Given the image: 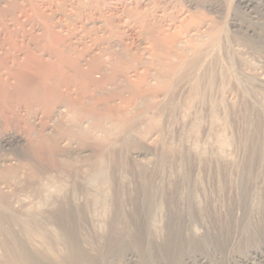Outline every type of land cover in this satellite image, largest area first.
Listing matches in <instances>:
<instances>
[{"label": "rangeland", "instance_id": "rangeland-1", "mask_svg": "<svg viewBox=\"0 0 264 264\" xmlns=\"http://www.w3.org/2000/svg\"><path fill=\"white\" fill-rule=\"evenodd\" d=\"M223 1L32 0L33 4L38 5L35 14L41 16V20L50 23L53 30H56L57 33L61 34L63 37V44H65L62 46V48L68 52L67 54H71L70 57L74 56L73 58L75 59H84L82 61L83 67H86L85 69L82 67L84 70L89 67L87 66L88 64H92V61L93 63H96V69L100 70L97 71L95 69L96 71L94 70L92 72V76L94 75L93 78L91 76L92 79L100 81V79L103 80L102 76L105 78L113 74V84H108V82H106L103 84V88L101 87L97 90L92 85V81L90 79H87V81L84 83L87 92L85 100H90L92 103V101H94L92 100L93 97L97 96L99 99L101 98L100 96L106 97L105 101L103 98H101L100 100L94 102L95 108L97 107L96 111L97 113H101L104 109H106L105 107L107 104V107L111 112V116L113 117H101L98 128L97 126L91 124V122L94 121H92V119H88L91 121L88 122L89 124L86 123L88 121L86 118L79 119V124L84 123L83 125H86V127L91 125L90 127L92 128H90V135L88 134V137H80V135L71 137L69 134H66V132H61L60 129H57V126L59 127L62 123V125L65 126L69 119V122L66 124V127H69L73 125L75 117L69 116L67 119L58 118L60 116L55 117V115H52V113L49 111L50 107L47 105V103L33 102L32 100H30L28 103V100H25L23 97L20 98L14 95L10 96L11 99L9 98V101L7 100L8 102L0 103V192L2 195H4L6 198H9L8 200L11 201L12 205H14L13 208L15 209H20L23 204L34 209V206L37 205L38 202L43 198L46 199L47 197L53 199L58 196L56 195L58 193L55 189L57 184L62 182L66 187L65 192H69L72 184L76 182L75 184L78 185V188L75 194L79 198H82L90 193V189H88V186L85 185L84 180L90 175L89 172H91V163L98 159V157L103 156L104 162L106 163L105 166L107 170V176L110 174L111 178L109 184H106L107 186L104 184L101 187L103 191L107 190L111 193H115L118 191V188H121L124 191L127 189L125 193H129V191L133 193L139 187L137 184H140V176H144L149 179L148 183L150 185L153 184L154 187L159 185L161 190L166 192L167 195L174 194L171 195L172 198L170 200L176 202L175 205L178 204L176 207H178V209L180 207V212L182 209H189L190 211V216L186 215L185 211H183V214L181 213L180 217L181 220L178 218L179 221H173V219L169 221V219H171L169 213H171L170 211L173 210L174 207H170L169 205L162 206L165 210L161 208L157 213L156 220L153 224V231L150 233L151 235L147 239L149 240L147 241L148 245L151 246V250L147 252L148 255H145L146 253L144 254L140 249H135L138 251L130 249L131 240H129L127 237L120 245H118L116 241L107 243V241H105V236L106 233H108L106 231H109L107 222L110 221V216H102L101 214L93 215L91 221L88 224L89 226L87 225L86 227V230L84 227L79 232V236L83 240L81 241L83 243L82 245H85L84 249L88 251L90 255L94 254L95 256L92 261H86L88 264H98V262L99 264H147V262L148 264H181L183 261H186V257L188 255H192V253H198L205 257L209 256L210 258L214 257V259L221 264H234L233 257L235 255L234 253L237 252V248L239 249L242 247L240 250L247 251L249 247L255 245L263 249L264 240L262 238H264V232L260 235L261 232H258L259 229H255V239L250 242L252 244L245 246L242 245L243 235H241L239 231L241 230L240 228L242 224H244L241 220V216L244 217V214H246L245 212L248 204H250L251 208L256 211L249 214L251 215V219L250 216H248L247 221L250 222L251 225L253 224V227L256 224V221H259L257 222V225L263 224V218L260 216L262 212H257V208L255 209V206L257 205L256 200H260V202H262V206L264 207V195L261 197V199H253L255 196H250L251 192L247 191V193L243 194L244 191L239 184L241 182L242 175L247 173L246 171L248 167L247 165H244L248 157V151L246 149L248 147L247 145L250 143V140H253L254 138L253 134L255 133L256 124L258 123L255 115L256 112H254V110L258 111L259 109L261 110L260 112L264 110V88H260L257 81L255 79H251L255 78V76L260 73L264 75V40L254 37L252 39H248L249 41L247 42L243 41V39L239 40L237 37H233L234 32L231 31L232 28L231 24L229 23L230 20L234 18L238 19L240 22H244L250 19L244 8L235 6L234 0ZM17 2H19L16 3L18 7H14L15 9H13L11 13L6 12L4 14V17L7 18L5 22L7 27L6 25L4 27L0 26V54L2 56H11L16 52V50L7 48V46L5 47L7 49L2 48L3 43L4 45L11 41H16L17 43H20L21 41L22 43H26L41 37L40 34H42L40 26L35 23L36 20L29 16V13L31 12L30 9L25 10L27 8L25 5L26 2H24V0H17ZM222 2L224 4H222ZM10 3L11 2L8 4ZM216 3L218 6L220 5L219 8L222 9L210 10V8H208L212 6V4ZM13 4L14 2L9 6L12 7ZM23 6L25 7L23 8ZM10 16H13V19ZM204 20L211 21L212 23L218 24L221 28H223L220 36L221 39L218 43L219 47L218 45L214 47V50L212 51L213 55L211 54V56L208 57L211 60V65L213 66H210L211 68H206V65H208L210 61L207 58V60H203L205 62L202 61L203 63H200V67H195L194 70L186 66V69L185 67H181L183 68L181 70L185 71L183 72L180 70V75L177 73L178 78L176 77L177 75L172 76L173 79H170L171 88H169L167 93L162 92L163 89L159 88L158 81L160 76H164L162 73L166 74V72L163 70V66L167 62H174V60H171L170 58L173 57V59H175L174 52H178L175 49L174 51L172 50L174 47L173 42L175 41L174 35H178H176L175 38L181 35L180 37L182 38L186 36L187 39L193 40L194 35L199 33V30L201 29L199 22L204 23ZM260 22L263 23L262 28L264 29V17L258 19L257 22L255 21V24L260 26ZM198 27H200V29ZM223 35L225 36L223 37ZM253 39L256 40V42L252 41ZM153 42L156 43V47L155 43L153 44ZM170 48L174 55L171 53V51H169ZM7 51L8 53H6ZM10 51H12V54ZM163 56L165 57L163 58ZM19 57L20 60L17 58L16 63H21L24 61L23 55H19ZM119 57L123 59L120 60ZM168 57L169 60L166 59ZM9 60L10 59H8V61ZM118 60L121 62L117 63ZM238 62L240 67H238ZM16 63L14 64L11 62L10 64L16 66ZM101 63L104 66L100 65ZM116 63L120 67H117L118 65L116 66ZM98 65L100 66L98 67ZM108 65H111L112 67L109 66L110 68H108ZM218 65L219 69L217 68ZM101 66H107L106 68L108 70L106 68H102V70ZM114 66L116 67L115 69L118 68V70H114ZM215 66V70L219 74L217 72H213V67ZM188 68L189 70H187ZM131 69L132 71H130ZM206 69L207 73L205 72ZM211 69L213 71H211ZM64 72L63 75L65 77L70 76L71 78L72 72L70 69L65 68ZM202 72H204V74ZM240 72L244 73L242 74ZM257 72L258 74H255ZM63 75L60 74V78H62ZM205 75L206 77H204ZM199 76L204 77H201V80L199 79L200 82L197 81ZM213 76L215 79L217 78L214 81H212V79H214ZM241 76L243 79L246 77L244 80L247 82V85H245V82H243L244 80L241 78ZM123 77H125L129 83L124 84L122 82ZM209 77H211V80ZM240 78L242 80H240ZM13 80L14 79L11 78L7 81L9 85H11L9 88L13 87ZM141 80L148 85L150 83V87L153 88V94L150 96V100L143 97L144 94L142 91H146L145 89L143 90L140 87L137 90H141L137 91L131 87L132 85L138 86L137 83H139ZM211 81L212 83H208ZM76 82V84L73 81L61 83L62 85L59 84V89L62 91L59 92L62 94L65 93V95H69L71 98H73V95H80L82 87H80L79 81ZM205 82L208 83H206L207 88L206 84H204ZM106 86H109V88H106L107 91L105 89ZM249 87H255V96L252 93L246 94L247 92H245V90L249 89ZM258 89L259 91H257ZM108 91L111 92V95H113L112 93L114 91V96L110 97V93ZM155 97L156 100H154ZM148 119L154 120V123L147 125ZM64 120L65 123L63 122ZM115 120H121L120 124L122 125H120L117 131L107 133V131L112 128L114 123L113 121ZM44 134L46 137H44ZM49 134L52 139L49 138ZM40 135L42 136L41 139L39 137ZM3 136H16V138L10 144H6L4 141H2L4 138ZM49 141L50 143L52 142V144L54 143L53 148L55 150L52 149ZM41 142L44 143L41 144ZM36 143L39 146L41 144V148ZM49 151H53L52 157H50ZM100 151L101 153H98ZM263 162L264 159L262 161V164L264 165ZM251 163L253 164L254 161H251ZM61 165H65V168L58 170L61 168ZM69 166L71 167L69 168ZM88 166L90 170L88 169ZM236 171L241 173H237ZM48 176L50 178H48ZM237 177L239 179H237ZM44 178H47V180ZM136 178H138V180ZM217 178L220 184L217 183ZM250 178L251 176L249 175V179ZM252 178L253 180H256V177L254 178L253 176ZM62 179L65 181H62ZM42 180L44 181L41 182ZM258 181L259 179L257 178L255 181L257 182V187H255L254 190L255 192L260 193V191L264 189V184H261ZM67 183L71 185H68ZM218 187H220L223 191ZM227 188L230 189L228 190ZM259 188L260 191H256V189L259 190ZM114 189H116V191ZM239 189H241L243 192L238 191ZM218 190H220V192ZM231 190L233 192H231ZM170 191L171 193H169ZM227 195L229 196L227 197ZM244 196H246V202H248L247 204L246 202L242 203ZM38 198H40V200ZM163 199L166 200V198L156 197L154 198V202L159 204L163 201ZM249 199L255 200V203H250ZM30 202L31 204L35 203L34 206L33 204L31 205ZM225 206H228L227 210ZM234 206L236 210L234 209ZM164 214H167L166 218L164 217ZM230 216H234L232 217V220ZM162 217L163 219H161ZM98 223L101 224L99 225L100 227L97 225ZM169 224L170 226L172 225V228L168 227ZM176 224H180L179 227H177L178 225ZM46 225L48 234L46 235L45 239L38 237L37 234L32 233L26 234L25 237L27 238L28 243L31 244L34 249L37 248L40 250H45L48 248L49 250H45L47 257L56 258L55 256H58L59 254V252H57L58 249L53 246V239L55 238L56 234L51 224L48 223ZM186 226L187 229L184 228ZM230 226L232 229H230ZM15 228L17 229L18 227ZM94 228L95 230H93ZM177 228H181L183 234H185V241L182 242V247L180 250L177 248L178 245L175 249L169 250L171 242L169 241L170 244H166L163 239L166 237L167 233H174ZM223 232L225 234H223ZM92 235L96 236L93 237ZM90 237L91 241L89 242L88 239H90ZM151 237H154V240H152ZM156 238L157 240H155ZM192 238L197 240L194 241ZM1 239L2 238H0V242ZM145 241L146 240H144L143 243H145ZM154 244H157V246H153ZM105 245L107 248H105ZM100 248L103 250V252ZM1 253L2 249L0 244V257L2 255ZM126 253L134 254V256H132L133 262H127V257H129V254ZM98 254L100 255L97 256ZM101 256L103 259H101ZM86 262L82 263L87 264ZM82 263L71 260L67 264ZM195 264H197V262H195Z\"/></svg>", "mask_w": 264, "mask_h": 264}, {"label": "bare ground", "instance_id": "bare-ground-1", "mask_svg": "<svg viewBox=\"0 0 264 264\" xmlns=\"http://www.w3.org/2000/svg\"><path fill=\"white\" fill-rule=\"evenodd\" d=\"M21 1V0H19ZM202 1V0H201ZM221 1V0H219ZM223 1V0H222ZM9 2L13 3V6L10 7L8 4ZM24 2H26V6L27 8L25 10H29L30 9V15L31 17H33L34 20H36V24L38 26H40V29L42 30V34L41 37H38L36 39H33L32 41L26 42V43H22L20 41V43H17L16 41H11L8 42V44L2 45V48H5L7 46V48H12L14 50H16L15 54H12L11 52V56L5 55L2 56L0 54V103H5L8 102L10 96H18L20 98H24L25 100H28V103L30 100H32L33 102H41V103H47V105L50 107L49 111L52 113V115L56 116H60L58 118H62V119H67L69 116H73L75 117L74 123L73 125L66 127V124L64 125L61 124L59 127L57 126V129H60L61 132H66V134H69V136L74 137V136H79L80 137H88V134L90 135V127L88 124L89 121L88 119H92L93 122H91V124H93L94 126H97V128L100 125V119L103 116H111V112L109 111L107 104H106V109H104L101 113H97V107L95 108V101L100 100L101 98L106 99V97L100 96L101 98L99 99V97H93L92 103L90 100H85L86 98V88L84 83L87 81V79H90L92 82V85L95 87V89L97 90L98 88H103V84L108 82V84H113L114 81V76L111 72L112 75H109L107 77L104 78V76H102L103 80L100 79V81L92 79V72L97 68L96 63H93L91 65H87L89 66L86 70H84L85 68L82 65V61L84 59H75L73 57H70L69 54H67L68 52L62 48L63 45V37L61 36L60 33H57L56 30H53L52 26L50 25V23H47L43 20H41V16L35 14L36 10H37V6L36 4H33L32 0H24ZM40 2V1H39ZM212 2V1H211ZM210 2V3H211ZM224 2V1H223ZM222 2V4H224ZM16 3L17 0H0V26L4 27L7 24L5 23L7 18L4 17V14L6 12H10L13 11V9H15L14 7L17 6ZM221 3V2H220ZM219 3V4H220ZM226 3V2H225ZM235 6L236 7H242L245 9V11L247 12L246 14L249 16L248 21H239L238 19H234L232 18V20H230V24H231V28H232V32H234L233 37H237L239 40L243 39V41H249L248 39H252L254 37H257L258 39H263L264 40V29L263 27V23H261L260 26H257L255 24V21L257 22L258 19H260L261 17H264V0H234ZM224 6V5H223ZM18 7V6H17ZM25 6H23L24 8ZM220 5L218 6L217 3L216 4H212V6L208 7L210 8V10H217V9H222L219 8ZM230 8V7H229ZM239 8V9H240ZM238 9V8H237ZM19 10V9H18ZM22 10V8H21ZM20 10V11H21ZM236 10V9H235ZM19 11V13H20ZM244 11V12H245ZM14 13V12H13ZM242 13V12H241ZM21 14V13H20ZM222 14V13H221ZM7 16V15H6ZM9 16V15H8ZM13 19V16H10ZM23 17V16H22ZM163 17V15H162ZM9 18V17H8ZM15 19V17H14ZM162 19V18H161ZM166 19V18H165ZM31 20V19H29ZM33 20V21H34ZM14 21V20H13ZM24 21V20H23ZM205 21V20H204ZM203 21V22H204ZM201 25V29L200 27H198L199 33L195 34L194 31V38L193 40H189L187 39V37L185 36L184 38L182 37H177L175 38L174 35V39L175 41L173 42L174 47H173V51L174 49L178 52H174L175 56L173 59L170 58L171 60H174V62H167L169 64H165L163 67V70L166 72V74L162 73V75L164 76H160V79L158 81L159 83V88L163 89L162 92L167 93L170 87V81L173 79L172 76H176L178 78V74L180 72L181 67H190L193 70L195 69V67H200V63L203 60H207L208 57L211 56L212 51L214 50V47H216L218 45V43L220 42V36L222 33L223 28L220 27V25L212 23L211 21H205L204 23L199 22ZM202 23V24H201ZM32 24V23H31ZM36 25V26H37ZM203 25V26H202ZM199 26V25H198ZM58 27V26H57ZM35 28V27H34ZM59 28V27H58ZM61 28V27H60ZM194 28V27H192ZM6 29V28H5ZM39 29V28H38ZM191 29V28H189ZM197 29V27H196ZM195 29V30H196ZM198 30V29H197ZM196 30V31H197ZM188 31V30H187ZM192 31V30H191ZM61 32V31H60ZM198 32V31H197ZM225 32V31H224ZM40 33V32H39ZM38 33V34H39ZM183 33V32H182ZM193 33V31H192ZM180 34V33H179ZM188 34V33H187ZM198 34V35H197ZM65 35V34H64ZM186 35V34H185ZM190 35V33H189ZM228 35V34H227ZM151 36V35H149ZM160 36V35H159ZM178 36V35H177ZM191 36V35H190ZM225 35H223L224 37ZM152 37V36H151ZM156 37V36H154ZM222 37V38H223ZM68 38V37H67ZM192 38V36H191ZM65 39V38H64ZM69 39V38H68ZM161 40V39H160ZM173 40V38H172ZM237 40V39H236ZM255 41L256 40H252ZM260 41V40H259ZM5 42V41H4ZM147 42V40H146ZM162 42V41H161ZM164 42V41H163ZM231 42V41H230ZM263 42V41H262ZM155 42H153L154 44ZM171 43V42H170ZM169 43V44H170ZM152 44V42H151ZM171 44V45H173ZM165 45V44H163ZM162 46V45H161ZM155 47H156V43H155ZM165 47V46H164ZM163 47V48H164ZM167 47V44H166ZM170 47V46H169ZM219 47V45H218ZM1 48V47H0ZM5 48V49H7ZM159 48V47H158ZM162 48V47H161ZM3 49V50H5ZM68 49V47H67ZM155 49V48H154ZM216 49V48H215ZM159 50V49H157ZM162 50V49H161ZM171 50V48L169 49V51H171V53L173 54V51ZM235 50V49H234ZM2 51V50H1ZM38 51V52H37ZM168 51V50H167ZM168 51V52H169ZM211 51V53H210ZM148 52V51H147ZM165 52V51H164ZM238 52V51H237ZM8 53V51L6 52ZM214 53V52H213ZM147 54V53H146ZM173 54V55H174ZM19 55H23L24 57V61L21 63H16L17 58L18 60H20ZM159 55V54H158ZM167 55V54H166ZM213 55V54H212ZM240 55V53H239ZM216 56V55H215ZM165 56H163L164 58ZM170 57V56H169ZM169 57L166 58L167 60H169ZM214 57V56H213ZM217 57V56H216ZM239 57V56H238ZM10 59L8 61V59ZM89 58V57H88ZM120 60L121 57H119ZM86 59V58H85ZM209 59V58H208ZM217 59V58H216ZM87 60V59H86ZM166 60V61H167ZM210 60V59H209ZM234 60V59H233ZM242 60V59H241ZM22 61V60H21ZM90 61V60H88ZM95 61V60H94ZM102 61V60H101ZM107 61V60H105ZM117 61V59H116ZM164 61V60H163ZM213 61V59H212ZM218 61V60H217ZM240 61V60H239ZM11 62H13L14 64L16 63V66L10 64ZM104 62V61H102ZM108 62V61H107ZM121 62V61H120ZM119 60L117 63H120ZM165 62V61H164ZM205 62V61H203ZM202 62V63H203ZM207 62V61H206ZM91 63V62H90ZM105 63V62H104ZM115 63V62H114ZM116 63V66L118 65ZM139 63V62H138ZM214 63V62H213ZM84 64V63H83ZM106 64V63H105ZM112 64V63H110ZM122 64V63H121ZM161 64V63H159ZM205 64V63H204ZM211 60L209 61V64L206 65V68H211L213 65H211ZM243 64V63H242ZM100 65H103L102 63ZM98 65V67L100 66ZM115 65V64H114ZM141 65V64H140ZM203 65V64H202ZM239 65V62H238ZM237 65V66H238ZM14 66V67H13ZM104 66V65H103ZM108 65V68H110ZM122 66V65H121ZM154 66V65H153ZM161 66V65H160ZM211 66V67H210ZM243 66V65H242ZM84 69H83V68ZM107 67V66H106ZM106 67H102V68H106ZM112 67V66H111ZM117 67H120L119 65ZM136 67V66H135ZM185 67V69H186ZM194 67V68H193ZM204 67V69H205ZM240 67V65L238 66ZM244 67V66H243ZM65 68L70 69V71L72 72L71 78L70 76H64L63 72L65 71ZM116 67L114 66V70H118L115 69ZM156 68V67H155ZM214 71L211 69V71L213 72H217L215 70L216 66L213 67ZM219 69V65L217 67ZM242 68V67H241ZM107 69V68H106ZM113 69V68H112ZM159 69V68H158ZM157 69V70H158ZM239 69V68H238ZM243 69V68H242ZM97 70V69H96ZM95 70V71H96ZM100 70V69H98ZM97 70V71H98ZM103 70V69H102ZM105 70V69H104ZM108 70V69H107ZM189 70V68L187 69ZM241 70V69H240ZM112 71V70H111ZM128 71V70H127ZM132 71V69L130 70ZM135 71V70H133ZM159 71V70H158ZM183 71V70H181ZM185 71V70H184ZM183 71V72H184ZM204 71V70H203ZM210 71V70H209ZM219 71V70H218ZM102 72V71H101ZM182 72V74H183ZM207 73V69L205 71ZM212 72V73H213ZM264 72V71H263ZM65 73V72H64ZM95 73V72H94ZM93 73V74H94ZM117 73V72H116ZM136 73V72H135ZM178 73V74H177ZM181 73V72H180ZM204 74V72H202ZM214 73V76H215ZM218 73V72H217ZM224 73V72H223ZM242 73V72H240ZM244 73V72H243ZM242 73V74H243ZM248 73V72H247ZM60 74L63 75L62 78H60ZM67 74V73H66ZM65 74V75H66ZM128 74V73H127ZM158 74V73H157ZM210 74V73H209ZM219 74V73H218ZM221 74V73H220ZM250 74V73H249ZM255 74H258L255 73ZM118 75V74H117ZM116 75V76H117ZM124 75V74H123ZM180 75V74H179ZM207 75V74H206ZM206 75L204 77H206ZM212 75V74H211ZM217 75V74H216ZM224 75V74H223ZM245 75V74H244ZM248 75V74H247ZM5 76V77H4ZM7 76V77H6ZM34 76V77H33ZM92 76V78H91ZM101 76V75H100ZM127 76V75H126ZM159 76V75H158ZM209 76V75H208ZM207 76V78H208ZM213 76V77H214ZM14 79L13 82V87L9 88V83L7 82L9 79ZM203 77V76H201ZM199 76L198 80L201 78ZM203 77V78H204ZM212 77V76H211ZM211 77H209V79L211 80ZM218 77V76H216ZM227 77V76H226ZM229 77V76H228ZM9 78V79H8ZM172 78V79H171ZM175 78V77H174ZM193 78V77H192ZM202 78V79H203ZM219 78V77H218ZM241 78L243 79V77L241 76ZM240 78V80H242ZM246 78V77H245ZM244 78V79H245ZM251 78V77H249ZM122 82L124 84H127L129 82H127V79H125V77L122 78ZM153 79V78H152ZM171 79V80H170ZM217 79V78H216ZM215 77L214 79H212V81L216 80ZM222 79V78H221ZM224 79V77H223ZM243 79V80H244ZM251 79H255L258 83V85L260 86V88L262 87V89L264 88V75L263 74H258L257 76H255V78H251ZM119 80V79H118ZM117 80V82H118ZM121 80V79H120ZM155 80V79H154ZM157 80V79H156ZM175 80V79H174ZM201 80V79H200ZM228 80V79H227ZM75 82V84L77 83L76 81H79L80 87H82V90L80 91V95H73V98H71L69 95H65L60 93L62 91H60L59 89V84L62 85L61 83H68V82ZM142 81V80H141ZM139 82L137 83V85H132L130 83V86L133 87L132 89H139L141 87V89H145L146 91H142V93L144 94L143 97H145L146 99L148 98V100H150V96H152L153 94V88L150 87V83L149 85L145 82ZM176 81V80H175ZM184 81V80H182ZM196 81V82H197ZM208 82V83H212ZM247 81V80H246ZM10 82V81H9ZM137 82V81H136ZM187 82V81H186ZM195 82V83H196ZM200 82V81H199ZM198 82V83H199ZM245 82V80L243 81ZM89 83V82H88ZM116 83V82H115ZM207 82H205L204 84H206ZM207 83V84H208ZM214 83V82H213ZM247 82H245V85ZM249 83V82H248ZM255 83V81H254ZM154 84V83H153ZM207 84H206V88H207ZM250 84V83H249ZM68 85V84H67ZM70 85V84H69ZM73 85V84H72ZM115 85V84H114ZM156 85V84H154ZM174 85V84H173ZM211 85V84H210ZM209 85V86H210ZM213 85V84H212ZM66 86V85H65ZM75 86V85H74ZM118 86V85H117ZM193 86V85H192ZM255 86V85H254ZM68 87V86H67ZM91 87V86H90ZM111 87V86H110ZM116 87V86H115ZM121 87V86H120ZM191 87V86H190ZM247 87V86H246ZM109 88V86L105 87ZM119 88V87H118ZM196 88V86H195ZM212 88V86H211ZM70 89V88H69ZM73 89V88H72ZM92 89V88H91ZM94 89V88H93ZM114 89V88H113ZM123 89V88H122ZM140 89V90H141ZM192 89V88H191ZM194 89V87H193ZM89 90V89H87ZM118 90V89H117ZM137 90V91H140ZM157 90V89H156ZM195 90V89H194ZM60 91V92H59ZM107 91V89H106ZM105 91V92H106ZM126 91V90H125ZM131 91V90H130ZM193 91V90H192ZM255 87H249V89H246L245 92L248 93H252L255 96ZM259 91V89L257 90ZM104 92V91H103ZM102 92V93H103ZM109 92V91H108ZM112 92V90H111ZM110 93V97L114 96V91H113V95H111ZM118 92V91H117ZM116 92V93H117ZM129 92V91H128ZM261 92V90H260ZM107 93V92H106ZM104 93V94H106ZM141 93V92H140ZM157 93V92H156ZM263 93V92H262ZM72 94V93H71ZM77 94V93H76ZM92 94V93H91ZM101 94V93H100ZM257 94V93H256ZM259 94V93H258ZM129 95V94H128ZM137 95V94H136ZM190 95V94H189ZM99 96V95H98ZM125 96V95H124ZM131 96V95H130ZM138 96V95H137ZM196 96V95H194ZM259 96V95H258ZM261 96V95H260ZM89 98V97H88ZM127 98V97H126ZM129 98V97H128ZM257 98V97H256ZM259 98V97H258ZM11 99V98H10ZM23 99V100H24ZM123 99V98H122ZM8 100V101H7ZM18 100V99H17ZM154 100H156V97L154 98ZM249 100V99H248ZM22 101V100H21ZM119 101V100H118ZM123 101V100H122ZM23 102V101H22ZM102 102V101H101ZM260 102V101H259ZM262 102V101H261ZM123 103V102H122ZM157 103V102H156ZM264 103V102H263ZM26 104V103H25ZM39 104V103H38ZM37 104V105H38ZM30 105V104H28ZM41 105V104H40ZM156 106V105H153ZM28 107V106H27ZM151 107V106H150ZM161 107V106H160ZM255 107V106H254ZM31 108V106H30ZM34 108V107H33ZM32 108V109H33ZM37 108V106H36ZM114 108V107H112ZM27 109V108H26ZM120 109V108H119ZM124 109V108H123ZM122 109V110H123ZM257 110V109H256ZM32 111V110H31ZM46 111V110H45ZM126 111V109H125ZM128 111V110H127ZM156 111V110H155ZM261 110L258 109V111L256 112V120H257V124H256V129H255V133L253 134V140H250V143L245 146L247 147V151H248V157L245 161V166L247 165L248 169H247V173L243 174L241 177V182H240V186L242 188V190L244 191L243 194L247 193V191L251 192L250 196H255V198L253 197V199H261V197L264 195V189L262 191L256 189V191H260L259 192H255V187H257V182H255L257 180V178L259 179L258 182H260L261 184H264V165L262 164V161L264 159V110H262V112H260ZM110 112V113H109ZM114 112V111H113ZM258 112V113H257ZM127 113V112H125ZM132 113V112H131ZM31 114V113H30ZM120 114V113H118ZM123 114V113H122ZM51 115V114H50ZM121 115V114H120ZM41 116V115H40ZM54 117V119H55ZM106 117V118H107ZM113 117V116H111ZM133 117V115H132ZM87 119L88 121L86 123H88V127H86V125L84 126L83 124H79V119ZM110 118V117H109ZM142 118V117H141ZM57 119V118H56ZM118 119V118H117ZM250 119V118H249ZM107 120V119H105ZM104 120V121H105ZM114 120V119H113ZM62 121V120H61ZM112 121V120H111ZM121 120H115L113 121V125L112 128L109 129L107 131V133H111L113 131H117V129L120 127V122ZM249 121V120H248ZM247 121V122H248ZM57 122V121H56ZM65 123V120L63 121ZM73 122V121H72ZM85 122V121H84ZM58 123V122H57ZM82 123V121H81ZM85 123V124H86ZM154 123V120H149L147 121V125H151ZM253 123V122H252ZM58 124V125H59ZM83 125V126H81ZM92 125V126H93ZM125 125V124H124ZM55 126V125H54ZM103 126V124H102ZM101 128V127H100ZM103 128V127H102ZM96 129V128H95ZM108 129V128H107ZM38 130V129H37ZM104 131V130H103ZM102 131V132H103ZM41 132V131H40ZM44 133V132H43ZM35 134V133H34ZM58 134V133H57ZM39 135V134H38ZM61 135V134H60ZM64 135V134H63ZM50 136V134H49ZM4 137V136H3ZM40 139L42 138V136H39ZM44 137L45 134H44ZM16 138V136H6L3 138L2 141H4L6 144H10L11 142H13V140ZM38 138V137H37ZM49 138L52 139V137L50 136ZM39 139V141H40ZM71 139V138H70ZM250 139V138H248ZM49 140V139H48ZM68 140V139H67ZM38 141V142H39ZM44 141V140H41ZM47 141V140H46ZM75 141V140H74ZM249 141V140H248ZM48 142V141H47ZM54 142V141H53ZM34 143V142H33ZM44 142H41V144ZM46 143V142H45ZM50 143V141H49ZM37 144V143H36ZM40 144V143H39ZM41 144H40V148H41ZM52 149H54L52 142L50 143ZM32 145V144H31ZM58 146V145H57ZM46 147V146H45ZM55 150V149H54ZM33 151V150H32ZM47 151V150H46ZM58 151V150H57ZM246 151V152H247ZM45 152V151H44ZM53 152V151H52ZM49 151L50 153V157H52L53 153ZM98 153H101L98 152ZM40 154V151H39ZM69 154V153H68ZM62 155V153H61ZM60 155V156H61ZM64 155V154H63ZM83 155V154H82ZM247 156V155H246ZM62 159V158H61ZM63 160V159H62ZM57 161V160H56ZM64 161V160H63ZM228 161V160H227ZM251 161L254 163L252 164ZM54 162V160H53ZM60 162V161H59ZM65 162V161H64ZM58 163V162H57ZM63 163V162H62ZM81 163V162H80ZM264 163V162H263ZM105 162L103 159V156L98 157V159H96L93 163H91V172L90 175L85 178L84 183L85 185L88 186V189H90V193H88L87 195H85L82 198H79L75 193L76 190L78 188V185L73 183L72 187L70 189L69 192H65L66 187L65 185H63V183H59V184H55L56 185V191L58 195L55 198L51 199V198H47L46 199H42L44 201H39L37 205L34 206V209H32V207L29 208L28 205L23 204L20 209H15L13 208L14 205H12L11 201H9L8 197L6 198L4 195H2V193L0 192V238L1 239V249H2V255L0 257V264H67L68 262H70L71 260H74L76 262H86V261H92V259L95 258L94 254L90 255L88 253V251H86L84 249V246L82 245L83 243L81 241L82 238H80L79 236V232L81 231L82 228L86 227L89 224V222L91 221V218L93 215H97V214H101L102 216L107 215V217L110 216V221L107 222L109 227V231H106L108 233H106L105 236V241L111 242V241H116L118 243V245L123 243V240L127 237L129 240H131V248L130 249H140L141 251H143V253L145 255H148L147 252H149V250H151V246L148 245L149 240L148 237L151 235L150 233L153 231V224L156 220V215L159 212V210L162 208L164 209V207H162L163 205H169L170 207H174L173 210H171L169 213L170 214V218L169 221H171L173 219V221L178 220V218L181 217V213L183 211H185V214L190 216V211L189 209H185L180 212V207L178 209V204H176V202H173V200H170L172 198L171 195L174 194H166V192L162 191L160 186H156L154 187V185H150L149 179L144 177V176H140V184H137L139 187L135 190V192H130L129 193H125L126 190L124 191L121 188H118V191H116V189H114L116 192L115 193H111L107 190H102L101 187L105 184H109L110 182V174L107 176V170H106V166H105ZM55 165V163H54ZM60 165V164H58ZM66 165V164H65ZM64 165V166H65ZM243 165V164H241ZM254 165V166H253ZM63 165H61V169H64ZM68 166V165H67ZM66 166V167H67ZM76 166V165H74ZM71 166H69L70 168ZM85 167V166H84ZM57 168V167H56ZM74 168V167H73ZM78 168V167H77ZM68 169V168H67ZM80 169V168H79ZM89 169V166H88ZM245 169V168H244ZM66 170V169H65ZM82 170V169H81ZM90 170V169H89ZM240 170V169H239ZM75 171H76V167H75ZM78 171V170H77ZM88 171V170H87ZM241 171V170H240ZM55 172V171H54ZM74 172V170H73ZM237 173L239 171H236ZM244 172V171H243ZM59 173V172H58ZM227 173V172H225ZM231 173V172H230ZM241 173V172H239ZM235 174V173H234ZM58 175V174H57ZM77 175V174H76ZM83 175V174H82ZM85 175V174H84ZM218 175V174H217ZM216 175V176H217ZM225 175V174H224ZM241 175V174H240ZM249 175L251 176V178L249 179ZM59 176V175H58ZM63 176V173H62ZM80 176V174H79ZM87 176V175H86ZM85 176V177H86ZM238 176V175H237ZM256 177V180H253V177ZM7 177V176H6ZM14 177V176H13ZM18 177V176H17ZM84 177V176H83ZM119 177V176H118ZM234 177V176H233ZM9 178V177H8ZM16 178V177H15ZM48 178H50L48 176ZM81 178V177H80ZM225 178V177H223ZM13 179V178H12ZM19 179V178H18ZM47 180V178H44ZM61 179V178H60ZM69 179V178H68ZM138 180V178H136ZM148 179V180H147ZM176 179V178H175ZM229 179V178H228ZM237 179H239L237 177ZM53 180V179H51ZM64 179H62L63 181ZM115 180V179H114ZM122 180V179H120ZM230 180V179H229ZM228 180V182H229ZM234 180V178H233ZM236 180V179H235ZM9 181V180H8ZM12 181V180H11ZM44 180H42L41 182H43ZM56 181V180H55ZM65 181V180H64ZM74 181V180H73ZM175 181V180H174ZM222 181V180H221ZM220 181V182H221ZM240 181V180H239ZM47 182V181H46ZM54 182V181H52ZM57 182V181H56ZM69 182V181H68ZM128 182V181H127ZM227 182V181H226ZM232 182V181H231ZM38 183V182H37ZM66 183V182H64ZM132 183V182H131ZM217 183H219L218 178H217ZM223 183V182H221ZM237 183V182H236ZM235 183V184H236ZM259 183V184H260ZM43 184V183H41ZM68 184V183H67ZM128 184V183H127ZM160 184V183H159ZM220 184V183H219ZM229 184V183H227ZM232 184V183H231ZM260 184V185H261ZM44 185V184H43ZM42 185V186H43ZM49 185V182H48ZM53 185V184H52ZM71 185V184H68ZM162 185V183H161ZM171 185V184H170ZM234 185V184H233ZM36 186V185H34ZM47 186V185H46ZM107 186V185H106ZM229 186V185H228ZM55 187V186H54ZM113 187V186H112ZM135 187V186H134ZM236 187V186H235ZM7 188V187H6ZM220 188V187H218ZM222 188V186H221ZM220 188V189H221ZM234 188V187H233ZM232 188V189H233ZM34 189V188H33ZM54 189V188H53ZM110 189V188H109ZM174 189V188H173ZM228 190L230 188H227ZM226 189V190H227ZM52 190V189H51ZM50 190V191H51ZM112 190V189H111ZM161 190V191H160ZM222 190V189H221ZM241 189H239L238 191H242ZM40 191V190H39ZM46 191V190H45ZM54 191V190H53ZM85 191V190H84ZM220 192V190H218ZM223 191V190H222ZM237 191V190H236ZM242 191V192H243ZM33 192V191H32ZM128 192V191H127ZM176 192V191H175ZM227 192V191H226ZM231 192H233L231 190ZM239 192V193H240ZM263 192V193H261ZM5 193V191H4ZM44 193V192H43ZM171 193V191L169 192ZM174 193V192H173ZM224 193V192H221ZM230 193V192H229ZM236 193V192H235ZM37 194V193H36ZM39 194V192H38ZM50 194V193H48ZM54 194V193H52ZM227 194V193H226ZM43 195V194H42ZM223 195V194H222ZM234 195V194H233ZM237 195V194H235ZM46 196V195H45ZM229 195H227L228 197ZM11 197V196H10ZM39 197V196H38ZM156 197H161V198H166L163 199L162 202L155 203L154 202V198ZM225 197V198H227ZM36 198V197H35ZM179 198V197H178ZM177 198V199H178ZM248 198V197H247ZM250 198V197H249ZM264 198V196H263ZM40 200V198H38ZM37 199V200H38ZM176 199V200H177ZM231 199V198H230ZM241 199V198H240ZM35 200V199H34ZM228 200V199H227ZM226 200V202L228 203V201ZM243 202H246V196H244V198L242 199ZM241 200V201H242ZM19 201V200H18ZM179 201V200H178ZM180 202V201H179ZM222 202V201H221ZM249 202L251 203H255V200L249 199ZM257 205L255 206V209L257 208V212H262L261 213V217L262 219V225H254V227L250 224V222L247 221V217L250 216L251 219V215H249L250 213L255 212L256 210H254L253 208H251L250 204L247 205V209H246V214H244V217L241 216V220L243 221L244 224H242L241 226V230L239 231L241 233L242 236V245L248 246L253 239H255V229H259V233L260 235L264 232V207L262 206V202H260V200H256ZM24 203V202H23ZM182 203V202H181ZM241 203V202H240ZM248 202H246L247 204ZM15 204V203H14ZM17 204V203H16ZM31 204V202H30ZM31 204V205H32ZM222 204V203H221ZM224 204V202H223ZM238 204V203H237ZM180 205V204H179ZM233 205V204H232ZM184 206V205H183ZM221 206V205H220ZM229 206V205H228ZM226 210H227V207ZM249 206V208H248ZM254 206V205H253ZM262 206V207H261ZM16 207V206H15ZM169 207V210H170ZM182 207V206H181ZM185 207V206H184ZM187 207V206H186ZM218 207V206H217ZM232 207V206H231ZM176 208V209H175ZM197 209V207H196ZM235 209V206H234ZM233 209V210H234ZM165 210V209H164ZM163 210V211H164ZM168 210V209H167ZM199 210V209H198ZM222 210V209H221ZM236 210V209H235ZM253 210V211H252ZM162 211V212H163ZM173 211V212H172ZM203 211V210H202ZM217 211V210H216ZM252 211V212H251ZM169 212V211H168ZM167 212V213H168ZM230 212V211H229ZM236 212V211H235ZM256 212V213H257ZM164 213V212H163ZM201 213V211H200ZM216 213V212H215ZM214 213V214H215ZM222 213V212H221ZM224 213V212H223ZM232 213V212H231ZM168 214V215H169ZM183 214V213H182ZM234 214V212H233ZM109 215V216H108ZM160 215V214H159ZM158 215V216H159ZM165 215V214H164ZM167 215V214H166ZM166 215L164 216L166 218ZM202 215V214H201ZM219 215V214H217ZM216 215V217H217ZM222 215V214H221ZM258 215V214H257ZM194 216V215H193ZM204 216V215H203ZM228 216V213H227ZM161 217V216H160ZM169 217V216H168ZM224 217V216H223ZM231 217V216H230ZM234 217V216H232ZM231 217V220H232ZM254 217V215H253ZM98 218V217H97ZM164 218V219H165ZM201 218V217H200ZM225 218V217H224ZM228 218V217H227ZM238 218V217H237ZM258 218V217H257ZM260 218V217H259ZM158 219V218H157ZM163 219V217L161 218ZM185 219V218H184ZM160 220V219H159ZM181 220V218H180ZM186 220V219H185ZM189 220V218H188ZM99 221V220H97ZM179 221V220H178ZM192 221V220H191ZM190 221V222H191ZM219 221V220H218ZM223 221V220H222ZM226 221V220H225ZM229 221V220H228ZM253 221V220H252ZM157 222V221H156ZM166 222V221H165ZM181 222V221H180ZM189 222V221H188ZM193 222V221H192ZM195 222V221H194ZM232 222V221H231ZM236 222V219H235ZM238 222V221H237ZM241 222V221H240ZM51 224V226H53L54 232H55V238L53 239V246H55V248L58 249L57 252H59L58 256H55L56 258H49L46 255V251L45 250H49L48 248L45 250H40L37 248H33L31 246V244L28 243L27 238L25 237L26 234H37L38 237H41L43 239L46 238V235L48 234V229H46V224ZM106 223V225H107ZM177 223V222H176ZM185 223V222H183ZM104 224V223H103ZM160 224V223H159ZM187 224V222H186ZM220 224V222H219ZM232 224V223H231ZM234 224V223H233ZM261 224V222H260ZM98 226L101 224H97ZM167 225V224H166ZM165 225V226H166ZM178 225V224H176ZM180 225V224H179ZM179 225L177 227H179ZM222 225V223H221ZM237 225V223H236ZM235 225V228H236ZM89 226V225H88ZM105 226V225H104ZM103 226V227H104ZM163 226V225H161ZM172 226V225H171ZM170 224L168 227H171ZM193 226V225H192ZM195 226V225H194ZM227 226V225H226ZM229 226V225H228ZM238 226V225H237ZM15 227H18L17 229ZM100 227V226H99ZM155 227V225H154ZM158 227V226H157ZM164 227V226H163ZM167 227V226H166ZM224 227V225H223ZM233 227V226H232ZM50 228V227H48ZM89 228V227H88ZM87 228V229H88ZM91 228V226H90ZM102 228V227H101ZM172 228V227H171ZM185 229H187V226L184 227ZM221 228V227H220ZM219 228V229H220ZM100 229V228H99ZM155 229V228H154ZM160 229V228H159ZM229 229V228H226ZM230 229L231 226H230ZM95 230V228L93 229ZM92 230V231H93ZM105 231V230H104ZM103 231V232H104ZM186 231V230H185ZM224 231V230H223ZM229 231V230H228ZM236 231V230H235ZM90 232V231H89ZM102 232V231H101ZM100 232V233H101ZM159 232V231H158ZM166 232V231H165ZM169 232V231H168ZM226 232V231H224ZM223 232V234H225ZM231 232V231H230ZM156 233V232H154ZM153 233V234H154ZM161 233V231H160ZM185 233V232H184ZM196 233V232H195ZM220 233V230H219ZM228 233V232H227ZM239 233V235H240ZM89 234V233H88ZM95 234V233H94ZM232 234V233H231ZM159 235V234H158ZM165 235V234H164ZM240 235V236H241ZM32 236V235H31ZM52 236V235H51ZM90 236V235H88ZM87 236V237H88ZM93 236V235H92ZM96 236V235H94ZM93 236V237H94ZM103 236V235H102ZM153 236V235H152ZM155 236V235H154ZM222 236V235H220ZM232 236V235H231ZM239 236V237H240ZM248 236V237H247ZM86 237V239H87ZM92 237V238H93ZM160 237V236H159ZM163 237V236H162ZM196 237V236H195ZM48 238V237H47ZM100 238V237H99ZM152 238V237H151ZM158 238V237H157ZM157 238L155 240H157ZM186 236L185 234H183L181 228H177V230L174 233H167L166 237L163 239V241L166 244H170L169 241L171 242V246L169 250H173L176 248V246L178 245V250H180V248L182 247V242L185 241ZM224 238V237H222ZM241 238V237H240ZM260 238V237H259ZM262 238V237H261ZM150 239V238H149ZM234 239V238H233ZM239 239V238H238ZM264 240V238H262ZM30 240V239H29ZM89 242L91 241V237L90 239H88ZM87 240V241H88ZM145 241V243H143ZM152 240H154V237L152 238ZM192 240L196 241L197 239H193ZM235 240V239H234ZM94 241V240H93ZM239 241V240H238ZM259 241V240H258ZM86 242V241H85ZM87 242V243H89ZM96 242V241H95ZM154 242V241H153ZM192 242V241H191ZM232 242V241H231ZM257 242V241H256ZM48 243V242H47ZM92 243V242H91ZM99 243V242H98ZM106 243V244H107ZM128 243V242H127ZM260 243V242H259ZM264 243V242H263ZM104 244V243H103ZM111 244V243H110ZM130 244V242H129ZM153 244V243H152ZM193 244V243H192ZM254 245V244H253ZM259 245V244H258ZM88 246V245H87ZM86 246V247H87ZM98 246V245H97ZM153 246H157V244H154ZM152 246V247H153ZM238 246V245H237ZM99 247V246H98ZM244 247V246H243ZM45 248V247H44ZM50 248V247H49ZM105 248H107V246L105 245ZM109 248V247H108ZM112 248V247H111ZM127 248V247H125ZM242 248V247H241ZM241 248H237V252L234 253V264H264V247L263 249L257 247V246H251L248 248V250L246 251H242L240 250ZM94 249V248H93ZM101 249V248H100ZM99 249V250H100ZM129 249V248H128ZM129 249V251H130ZM96 250V249H95ZM244 250V249H243ZM101 251L103 252V250L101 249ZM127 251V250H126ZM132 251V250H131ZM138 251V250H135ZM233 251V250H232ZM236 251V250H234ZM90 252V251H89ZM92 252V251H91ZM97 252V251H96ZM100 252V251H99ZM130 253V252H129ZM126 253V254H129ZM55 254V253H54ZM102 254V253H100ZM100 254H98L97 256H99ZM107 254V253H106ZM103 255V254H102ZM136 255V253H135ZM127 256V255H126ZM132 256H134V254H129V257H127L128 261L127 262H133V258ZM232 258V259H233ZM99 259V258H98ZM101 259L102 256H101ZM146 260V259H145ZM136 261V260H135ZM147 262V260H146ZM195 262H197V264H221L219 262H217L214 257H209V256H202L201 254L198 253H192V255H188L186 257V261H183L181 264H195ZM233 262V261H232ZM82 263V264H83ZM87 263V262H86ZM112 263V262H111ZM116 263V261H115ZM137 263V262H136ZM224 263V262H223ZM88 264V263H87ZM92 264V263H90ZM99 264V262H98ZM114 264V263H113ZM119 264V263H118ZM148 264V262H147Z\"/></svg>", "mask_w": 264, "mask_h": 264}]
</instances>
